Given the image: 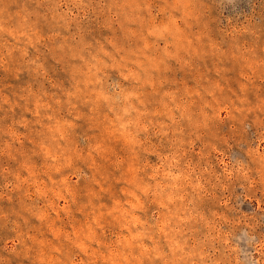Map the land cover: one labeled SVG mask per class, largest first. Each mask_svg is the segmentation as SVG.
<instances>
[{
  "label": "rangeland",
  "instance_id": "374dc122",
  "mask_svg": "<svg viewBox=\"0 0 264 264\" xmlns=\"http://www.w3.org/2000/svg\"><path fill=\"white\" fill-rule=\"evenodd\" d=\"M173 5L0 0L4 28L37 34L28 43L0 31V264H264V0ZM164 24L184 47L152 71L160 83L139 88L147 131L122 128L119 106L83 83L78 97L65 95L83 79L73 53L90 59L100 43L111 50L109 39L134 49ZM104 73L107 92L138 88L117 69ZM36 96L52 105L39 116ZM57 121L71 122L58 140L71 164L53 171L41 143L54 147L56 133L42 125Z\"/></svg>",
  "mask_w": 264,
  "mask_h": 264
},
{
  "label": "clouds",
  "instance_id": "9594fccd",
  "mask_svg": "<svg viewBox=\"0 0 264 264\" xmlns=\"http://www.w3.org/2000/svg\"><path fill=\"white\" fill-rule=\"evenodd\" d=\"M59 2H63V0H59ZM71 3L82 2V0H70ZM180 0H174L175 3H179ZM173 5V6H174ZM137 7H139L137 5ZM147 8V3L145 4ZM67 14L69 16H75L76 14L72 12L70 9H67ZM160 11H164L163 8ZM151 14V13H150ZM60 19H64V16L60 13H57ZM172 24L175 25V20L172 21ZM0 31H7L9 35H13L15 38H19L20 36L27 37V42L32 43V36L37 35L34 31L32 35H29L28 32H20L18 35L13 32V30L4 28L3 24H0ZM129 31H132L129 29ZM178 29L175 27H169L168 24H164L162 26H157L155 28L150 27L147 29V36H154L159 40H164L163 46H160L156 43L155 40L149 42L147 36H140L142 41L141 45L136 48H126L122 44H119L114 39H109L108 44L111 46V50L105 48L103 43H100L95 52H90V59H86L84 55L80 54V52L73 53L74 56H78L81 61H83L84 68L77 69V75L83 77L81 80H77L76 86L73 91L66 92L65 95L67 97H78V94L84 92V89L80 88L79 85L83 83L85 87L88 89V94L103 99L105 102H109L110 104L118 105L120 108V112L117 114V119L122 121L121 127L127 129L129 126H139V128L147 131L148 126L153 123L151 119H148L147 123L141 122L140 118L146 115H149L148 111L143 107L144 101L141 99L142 92L139 91V88H142L143 85L148 84L150 86H155L157 83H160L158 80H154L151 73L153 70H158L159 65L164 63L163 57H176L181 48L184 47L183 44L180 43V37L176 34ZM135 34V33H133ZM59 35V33H53L49 39H52L54 36ZM168 37H172L168 39ZM42 39V37L37 36V40ZM190 44V41L188 42ZM169 46H171L174 50L170 51ZM57 48L63 50L64 45L59 44L56 45ZM71 47V46H69ZM84 47H88L85 45ZM159 49L160 53H157L155 50ZM105 57L107 59H105ZM37 67H41L42 65H37ZM106 68H114L119 71L120 76L124 80H132L134 83L138 85L137 89H125L122 87L113 88L112 92H107L104 90V69ZM92 86V87H89ZM217 88L220 86L217 84ZM189 95L195 94L196 96L200 95L198 89L192 90V92L188 93ZM165 96H168L170 99L175 100L174 94L172 92H165ZM209 96H213L211 91L208 92ZM213 100L215 97L213 96ZM71 105V107H75L72 104L71 100L66 101ZM59 103V100L56 101ZM207 103V102H206ZM218 103V102H217ZM139 105V106H138ZM175 108L181 110V114L184 113V108L179 103H174ZM35 115H40V109H51L52 105L48 103L47 100H42L39 96H36L35 99ZM165 112L164 115H167L168 119L175 124L176 118L174 117L172 107H169L168 104L164 103ZM224 110V109H221ZM157 112H152L151 115H157ZM45 116L48 120H53L54 117L45 113ZM128 119H124V118ZM37 123H40L38 120ZM71 126V122L63 121L62 123L57 121L55 125H42V127L46 128L49 133H56L53 135L51 139L56 141L55 146L53 147L51 144L41 143V147L45 153V156L50 159L53 163L49 165L51 170L59 171L60 168L70 166L71 164V156L66 154L70 150L65 146L59 144L58 140L66 139V129ZM162 128H166V125L161 124ZM159 131V129H158ZM175 131V129H173ZM166 134V132L164 133ZM131 135V133H129ZM58 137V139H57ZM139 143V141H136ZM61 159H63V163H61ZM169 157L167 155L162 157V163L158 166L160 170H162V175L167 177L171 175L166 168H164L163 161L168 160ZM65 184V190L71 194L70 189L66 187V179L61 181ZM55 183V181H54ZM135 197V193H130ZM57 195H60L59 191H57ZM137 203L133 205V207L139 206L138 197ZM136 220V217H133Z\"/></svg>",
  "mask_w": 264,
  "mask_h": 264
}]
</instances>
